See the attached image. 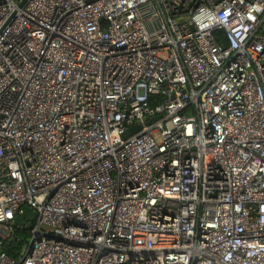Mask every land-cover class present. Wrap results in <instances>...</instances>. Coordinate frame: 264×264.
I'll return each mask as SVG.
<instances>
[{"label":"built area","instance_id":"built-area-1","mask_svg":"<svg viewBox=\"0 0 264 264\" xmlns=\"http://www.w3.org/2000/svg\"><path fill=\"white\" fill-rule=\"evenodd\" d=\"M21 1L0 264H264V0Z\"/></svg>","mask_w":264,"mask_h":264},{"label":"water","instance_id":"water-1","mask_svg":"<svg viewBox=\"0 0 264 264\" xmlns=\"http://www.w3.org/2000/svg\"><path fill=\"white\" fill-rule=\"evenodd\" d=\"M5 1L6 0H0V3H3ZM27 1L28 0H22L20 3V6H24ZM138 129L139 127H135L133 130L129 131L125 135V137H129L131 134H133ZM35 219H36V213L32 209H25L24 213L15 220L14 227L25 225L26 230L29 231L32 228L33 221ZM25 220H27V222Z\"/></svg>","mask_w":264,"mask_h":264},{"label":"trees","instance_id":"trees-1","mask_svg":"<svg viewBox=\"0 0 264 264\" xmlns=\"http://www.w3.org/2000/svg\"><path fill=\"white\" fill-rule=\"evenodd\" d=\"M18 235L20 236V237H23L24 239L25 238H27V233L25 232V231H20V232H18ZM12 256H14V255H12Z\"/></svg>","mask_w":264,"mask_h":264},{"label":"flooded vegetation","instance_id":"flooded-vegetation-1","mask_svg":"<svg viewBox=\"0 0 264 264\" xmlns=\"http://www.w3.org/2000/svg\"><path fill=\"white\" fill-rule=\"evenodd\" d=\"M26 231H27V230H26ZM26 231H25V232H26ZM26 233H27V232H26Z\"/></svg>","mask_w":264,"mask_h":264}]
</instances>
